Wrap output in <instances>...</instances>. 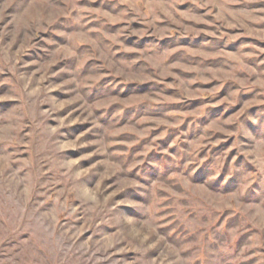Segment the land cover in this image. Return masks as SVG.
Returning <instances> with one entry per match:
<instances>
[{
    "label": "rangeland",
    "instance_id": "1",
    "mask_svg": "<svg viewBox=\"0 0 264 264\" xmlns=\"http://www.w3.org/2000/svg\"><path fill=\"white\" fill-rule=\"evenodd\" d=\"M0 264H264V0H0Z\"/></svg>",
    "mask_w": 264,
    "mask_h": 264
}]
</instances>
